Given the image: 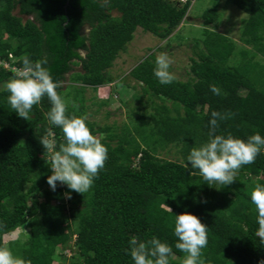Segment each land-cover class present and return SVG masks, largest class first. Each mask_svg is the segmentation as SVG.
<instances>
[{"label":"trees","instance_id":"obj_1","mask_svg":"<svg viewBox=\"0 0 264 264\" xmlns=\"http://www.w3.org/2000/svg\"><path fill=\"white\" fill-rule=\"evenodd\" d=\"M194 1L0 0V61L11 63L13 56L11 66L22 69L25 54L46 59L53 78L61 81L58 91L75 102L68 114L87 116L85 91L113 80L110 70L137 29L166 39ZM223 1L247 15L244 47L238 50L228 35L205 28L204 38L195 41L191 78L170 84L154 76L155 54L137 64L129 77L142 84L153 112L141 113L136 125H125L120 133L115 125L98 127L87 117L94 133H104L108 159L84 194L59 182L53 191L47 182L52 170L40 138H54L57 148L65 142L61 127L47 119V97L33 106L28 120L12 109L5 87L0 89V246H6V235L37 217L27 240L9 243L32 264H55L60 247L72 252L69 264H134L128 241L153 235L172 245L170 264H182L186 253L175 247L173 227L175 215L187 211L208 225L203 264H264V227L250 199L255 184H264V149L227 185H209L184 163L191 147L208 138L213 110L226 115L217 132L264 135V64L256 59L264 58V0ZM17 9L33 18L24 22ZM202 19L207 27L220 14L214 6ZM76 65L81 71H73ZM15 75L0 65V86ZM211 84L221 87L220 95L211 92ZM170 145L180 146L181 159L160 156V148ZM60 259L65 264L64 252Z\"/></svg>","mask_w":264,"mask_h":264},{"label":"clouds","instance_id":"obj_2","mask_svg":"<svg viewBox=\"0 0 264 264\" xmlns=\"http://www.w3.org/2000/svg\"><path fill=\"white\" fill-rule=\"evenodd\" d=\"M47 63L46 59L32 60L29 54H25L22 69L5 84L7 101L20 117L29 120L33 106L47 97L51 105L47 119L50 124L61 127L65 141L57 148L54 138H40L49 153L52 170L47 182L53 191L59 182L70 190L84 194L104 168L108 147L103 142L104 133H94L86 115L68 114L69 104L76 107L75 102L58 91L62 87L61 81L53 78ZM172 63L167 52L161 51L156 55L153 74L161 84H170L176 79L171 70ZM210 89L215 95L222 92L217 84H211ZM224 119L225 114L216 110L211 112L208 138L191 147L184 161L186 166L190 164L191 169L198 170L209 185L230 184L238 170L254 162L264 149V135L259 131L246 138L231 132H217L219 121ZM66 195L71 198V191ZM250 199L256 207L257 222L264 227V184H255ZM173 230L178 238L175 247L186 253L182 264H203L201 255L208 243V225L196 214L186 211L175 215ZM128 245L127 251L134 264H170V259L175 255L172 245L156 235L149 239L132 236ZM0 264H32V261L15 254L10 247L0 246Z\"/></svg>","mask_w":264,"mask_h":264},{"label":"rangeland","instance_id":"obj_3","mask_svg":"<svg viewBox=\"0 0 264 264\" xmlns=\"http://www.w3.org/2000/svg\"><path fill=\"white\" fill-rule=\"evenodd\" d=\"M214 6L220 14V19L217 23L206 27L202 19L203 14ZM14 13L19 15L24 22L33 18L32 16L19 14V9L15 10ZM246 19V13L223 0L216 3L212 0H195L188 11L186 19L166 39L138 28L127 50L120 54L110 70V76H112L113 80L97 89L88 87L85 91L88 119L97 123L98 127L115 125L119 133L122 132V128L125 125L132 128L139 122H137V118L141 113L149 115L153 112L149 95L144 93L142 84L129 77V73L137 64L152 54L157 55L161 51L167 52L173 60L171 70L175 73L176 78L187 81L192 76L190 68L191 59L195 57V41L204 38V29L209 28L228 35L236 42L239 50L244 47L241 42V30ZM88 31V28L84 30L86 33ZM82 55H85V52H82ZM256 59L264 64V58L261 56H257ZM12 61L11 63H14V60ZM11 63H9L10 66L12 65ZM73 71H81V66L76 65ZM72 73L66 76L67 79L63 82L64 87L70 84L69 77ZM4 87L5 84L1 85L0 89ZM168 105L171 104L168 103ZM147 123L149 126L151 123L150 119ZM148 130L150 129L148 128ZM159 151L161 152L160 156L169 159H181L183 157L180 153V146L170 145L165 149L160 148ZM63 203H67V198H64ZM37 221V217L31 218L25 226L17 229L12 234L6 235L4 238L6 247H9V243L14 240H19L20 242L27 240L32 224L37 223ZM73 248L72 246L71 249ZM62 252L67 257L65 264H69L72 260V252L67 248L63 251L62 247L58 249L55 256V264H63L60 259Z\"/></svg>","mask_w":264,"mask_h":264},{"label":"built area","instance_id":"obj_4","mask_svg":"<svg viewBox=\"0 0 264 264\" xmlns=\"http://www.w3.org/2000/svg\"><path fill=\"white\" fill-rule=\"evenodd\" d=\"M10 58H11V60H13V56H10ZM10 62H1L0 61V65H4L6 68H8V69H12V70H14L15 72H19L21 69L20 68H17V67H15V66H13L12 68H11V66H10V64H9Z\"/></svg>","mask_w":264,"mask_h":264}]
</instances>
